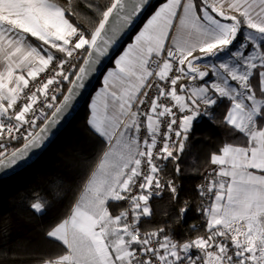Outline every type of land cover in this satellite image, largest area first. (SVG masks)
<instances>
[{"label": "snow or ice", "instance_id": "6c2138e0", "mask_svg": "<svg viewBox=\"0 0 264 264\" xmlns=\"http://www.w3.org/2000/svg\"><path fill=\"white\" fill-rule=\"evenodd\" d=\"M70 5L71 0L68 6L57 0H0V169L43 146L88 94L122 34L152 7L151 0H111L103 10L88 3L99 19L86 33L71 22L77 13ZM29 37L42 46H33ZM48 46L62 54L58 60ZM53 63V74L26 94L29 79L35 81ZM153 77L167 83L154 84ZM185 79L191 83H180ZM64 82L70 84L66 93ZM57 93L63 99L53 103ZM162 97L174 104L161 103ZM222 99L230 102L224 122L246 143H225L221 154L211 155L218 170L199 192L214 195L207 207L197 208L206 216V235L181 243L163 227L141 232V218L152 215V198L165 187L173 200L179 195L172 180L161 182L157 161H179L194 121L211 115L209 109ZM88 107L86 123L105 147L70 214L46 233L63 252L40 264H264V0H163L103 73ZM45 108L54 109L51 116ZM162 118L167 120L161 134ZM38 120L43 126L36 131ZM18 138L23 146L8 152L6 141ZM175 171L180 172L178 163ZM123 201L129 208L113 215L110 203ZM31 208L43 213L46 204L34 202ZM187 210L185 203L181 219Z\"/></svg>", "mask_w": 264, "mask_h": 264}, {"label": "trees", "instance_id": "16d2710c", "mask_svg": "<svg viewBox=\"0 0 264 264\" xmlns=\"http://www.w3.org/2000/svg\"><path fill=\"white\" fill-rule=\"evenodd\" d=\"M161 2L163 0H153L152 7L110 61L108 68ZM57 3L68 6L69 0H57ZM88 3L100 5L103 10L110 5L111 0H71L70 6L77 14L69 18L77 27L86 30V33L96 27L99 19L85 7ZM29 39L33 46H42V42L36 38ZM48 47L53 54H59ZM102 78L103 75L86 104L51 146L30 166L0 180V264H40L43 259L63 252L61 243L48 238L46 233L70 214L84 179L94 168L105 147L104 141L86 123L89 119L88 105L91 96ZM229 107L230 102L222 99L211 108L209 117L194 123L179 161H160L161 182L172 180L179 195L173 200L165 187L160 196L152 198V215L143 217L138 225L142 231L163 227L164 234L172 235L174 240L181 243L198 235H206L204 219L197 208L200 207L199 186L212 167L211 155L220 153L225 143H246L243 134L224 122ZM22 143H18L16 147ZM177 163L179 173L175 171ZM34 202L46 204L45 211L35 212L31 208ZM185 203L188 210L181 219L180 209ZM114 205V214H119L124 208L120 202ZM192 225L198 226L195 231L192 230Z\"/></svg>", "mask_w": 264, "mask_h": 264}, {"label": "built area", "instance_id": "2783aa9c", "mask_svg": "<svg viewBox=\"0 0 264 264\" xmlns=\"http://www.w3.org/2000/svg\"><path fill=\"white\" fill-rule=\"evenodd\" d=\"M55 55H56L57 60H58L62 54H55ZM81 55H86V53H82ZM163 55H166V53H164ZM79 63H82V60H80ZM55 66H56L55 63H53L52 65H50L49 68L44 73H41L40 76L37 77V79L35 81L29 79V89H26L25 90V93L27 94L30 90H34L35 87L39 83L45 81L48 77H50L53 74V69L55 68ZM153 67H155V66H153ZM173 74H175V72L170 73V75H173ZM150 82H153L154 84L156 82H158V83L161 84V86H165V84L167 83V82H164V81H157L155 77L151 78ZM180 83L190 84L191 82L188 81L187 79H185V80H182ZM197 84H199V81H197ZM68 86H69V83L68 82H64L63 85H62V91L65 92L67 90ZM177 91L179 92V85L177 86ZM50 95H51V90H50ZM154 95H156L155 86L152 89L149 90V100ZM62 97H63L62 95H60L59 93H57V101H54L53 103H59V101L61 100ZM161 103H163L165 105H168V106H171L172 104H174V101H171L170 98H163L162 97L161 98ZM38 107H44V105L43 104H39ZM141 107H142V110L143 111H148V105L141 106ZM201 107L203 108V105H201ZM17 110H19V108H17ZM53 110L54 109H47V108H45V111L47 112L48 116H50V114L52 113ZM173 111H175L176 114H177V117H179L180 113H179L178 109L177 108H174ZM209 111L211 113V109H209ZM209 116L202 115V116L198 117L197 120H201L202 118L209 117ZM145 119L146 118H144V117L141 118L142 123L145 122ZM166 120H167V118H162L161 119V134L166 130ZM42 124H43V120H38L37 121L36 131L38 130V128ZM25 127H27V126H25ZM146 134H147L146 133V129L142 128L141 136L143 137ZM173 138L175 139V137H173ZM158 139H160L161 142L158 143L157 150L159 149V147L162 146V135ZM21 142H25L24 139L18 138V139H14V140H7L6 143H5V147L7 148L8 152H11V151L15 150L17 148L16 145L18 143H21ZM157 163L161 166L160 161H157ZM214 169L218 170V166L212 164V167L206 173L203 181L200 184V186L201 185L205 186V190H206V187H207L208 182L212 179V174H213V170ZM160 176L162 178V172L160 173ZM199 194H200V192H199ZM213 195L214 194H207V195H205V196L202 197L201 194H200V206L203 205V206L207 207L211 203L212 198H213ZM150 202H151V200L149 201V203ZM120 203H122L123 206H124L123 210L129 208L128 201H123V202H120ZM200 214H201V216L204 219V223L206 224V216L202 212H200ZM129 221H131V212H129ZM141 232H144V231L141 230Z\"/></svg>", "mask_w": 264, "mask_h": 264}, {"label": "water", "instance_id": "95a60500", "mask_svg": "<svg viewBox=\"0 0 264 264\" xmlns=\"http://www.w3.org/2000/svg\"><path fill=\"white\" fill-rule=\"evenodd\" d=\"M151 3H153V0H151ZM147 11H145L143 13V15L141 17H139V19L135 22V24L133 26H131L129 29H127L125 31L124 34H122V37L120 39L119 44L114 47L112 50H110L109 56L107 58H104L103 60V64L101 66V71L98 72L93 79L91 80V84L89 86L88 89V94L82 96L81 98H79L78 102H76L74 109L71 111L70 114L66 115L58 124V126L56 127V129L54 130V132L49 136V138L45 141V143L43 144V146L38 149L35 150L28 159L18 163L16 166H13L11 168L8 169H0V180L10 177L20 171H22L23 169L27 168L28 166H30L32 163H34L50 146L51 144L57 139V137L63 132V130L69 125V123L72 121V119L77 115V113L80 111V109L86 104L88 98L90 97L93 89L95 88L98 80L100 79V77L103 75L104 71L108 68V65L110 63V61L113 59V57L117 54V52L123 47V45L125 44V42L127 41V39L129 38V36L132 34L133 30L135 29V27L139 24V22L142 20L143 16L145 15ZM83 63V61H82ZM70 87V84L69 86ZM67 92V90L65 91V93ZM63 99V97L61 98V100ZM54 111V110H53ZM51 116V114H50ZM43 124L40 126L42 127ZM39 127V128H40ZM39 128L37 131H39ZM24 142L17 147L21 148L23 146Z\"/></svg>", "mask_w": 264, "mask_h": 264}, {"label": "crops", "instance_id": "0c3cea01", "mask_svg": "<svg viewBox=\"0 0 264 264\" xmlns=\"http://www.w3.org/2000/svg\"><path fill=\"white\" fill-rule=\"evenodd\" d=\"M153 12H154V11H153ZM153 12H152V13H153ZM152 13H151V14H152ZM151 14H150V15H151ZM150 15H149V16H150ZM221 19L223 20V18H221ZM145 22H146V21H145ZM177 23H178V21H177ZM138 32H139V31H138ZM172 34H176V33H175V29L173 30V33H172ZM135 35H136V34H135ZM134 37H135V36H134ZM134 37H133V39H132L129 43H132V42H133ZM129 43H128V44H129ZM166 43L171 44V40L169 39V41H167ZM128 44H127V45H128ZM127 45H126V46H127ZM126 46H125V47H126ZM125 47H124V48H125ZM124 48H123V50H124ZM123 50L120 52V54L123 52ZM120 54H119V55H120ZM54 55H55V54H54ZM119 55H118V56H119ZM118 56H117V57H118ZM198 66H199L201 69H203L204 66H205V64H204V62L199 61V62H198ZM2 67H3V63L0 62V69H2ZM112 67H114V62H113V65L110 66L109 68H112ZM109 68H108V69H109ZM106 72H107V71H106ZM106 72H105V73H106ZM101 85H102V80H101V82L99 83V85L97 86V88H96L95 91H97V90L101 87ZM95 91H94V93H95ZM94 93H93V95H94ZM195 122H196V121H194V123H195ZM217 154H221V152H220V153H217ZM114 204H116V203H110V205H109V210H110V212H111L113 215H117V214H114V211L116 210V206H115ZM150 206H151V203H150ZM151 209H152V206H151Z\"/></svg>", "mask_w": 264, "mask_h": 264}, {"label": "rangeland", "instance_id": "374dc122", "mask_svg": "<svg viewBox=\"0 0 264 264\" xmlns=\"http://www.w3.org/2000/svg\"><path fill=\"white\" fill-rule=\"evenodd\" d=\"M198 54V53H197ZM202 62H204V60H201Z\"/></svg>", "mask_w": 264, "mask_h": 264}]
</instances>
